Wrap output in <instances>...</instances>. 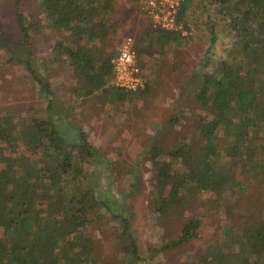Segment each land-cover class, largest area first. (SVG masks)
<instances>
[{"label":"trees","instance_id":"obj_1","mask_svg":"<svg viewBox=\"0 0 264 264\" xmlns=\"http://www.w3.org/2000/svg\"><path fill=\"white\" fill-rule=\"evenodd\" d=\"M199 1L203 11L224 16L234 39L214 69L204 71L203 63L180 93L179 107L186 106L194 115L190 130L173 141L162 139L169 126L185 120L181 111L151 138L145 156L152 170L149 208L158 219L190 209L199 193L221 195L230 184L240 188L236 169L264 185V0ZM193 2L183 0L178 10L180 30L153 29L146 19L136 30L134 47L144 79V88L137 91L114 84L110 61L122 28L116 0H38L42 18L33 28L16 12L19 50L31 57L25 66L46 99L47 114L33 118L12 104L0 114V264H106L89 233L90 226L106 217L120 222L116 243L124 250L126 264L144 263L133 220L114 211L113 196L94 184L92 167L103 153L91 145L83 129L71 135V128L62 126L57 98L32 68V34L37 35L42 25L46 28L54 58L71 67L77 99L101 94L110 104L151 101L154 80L145 74L148 64L140 56L152 57L158 47L178 50L188 41ZM2 28L0 21V49L16 52ZM229 162L233 164L227 166ZM129 179L137 178L133 174ZM202 224L198 216L185 220L177 238L160 250L197 239ZM238 231L227 233L233 237L228 246L206 248L194 264H262L264 220H253Z\"/></svg>","mask_w":264,"mask_h":264},{"label":"rangeland","instance_id":"obj_2","mask_svg":"<svg viewBox=\"0 0 264 264\" xmlns=\"http://www.w3.org/2000/svg\"><path fill=\"white\" fill-rule=\"evenodd\" d=\"M116 2L122 13V28L116 37L117 50L124 38L135 37L145 18L134 0ZM16 12L26 17L30 28L42 18L38 0H0L2 36L16 50L9 53L0 49V114L4 106L12 104L20 106L21 113L33 118L45 117L46 99L25 66V61L30 63L28 58L31 57L19 50L22 40ZM214 13L203 11L200 1L194 0L187 18L191 28L188 41L178 50L158 47L152 57L140 56L141 62L148 64L145 74L154 80L151 101L138 98L132 103L110 104L101 94L77 99L74 89L78 86L70 74L71 67L64 59L54 58L46 28L42 25L37 35L32 34V68L57 98L58 121L62 119V126L66 130L71 128L68 129L71 135L77 128L83 129L91 145L103 153L92 167L96 175L94 184L98 183L103 193L113 196L114 211L133 220L132 228L144 258L143 264L197 263V256L203 255L206 248L217 243L228 246L233 238L231 235L253 220H264V185L259 178L242 173L244 169H236L234 174V178L242 182L240 188L230 184L221 195L199 193L190 209L171 212L158 219L149 208L152 170L145 156L151 138L167 119L181 111L185 120L180 126H169L162 139L173 141L172 137L190 130L189 121L194 115L188 113L191 109L186 106L179 107L180 93L203 63L207 65L204 71H212L215 63L228 53L234 39V32L224 23V16ZM182 34L185 36L187 32ZM232 164L229 162L227 166ZM133 174L136 180L129 179ZM197 216L203 222L197 239L175 249L160 250L177 238L182 222ZM106 218L89 228L100 259L106 264H126L124 250L116 243L120 222ZM228 232L231 233L229 238Z\"/></svg>","mask_w":264,"mask_h":264},{"label":"built area","instance_id":"obj_3","mask_svg":"<svg viewBox=\"0 0 264 264\" xmlns=\"http://www.w3.org/2000/svg\"><path fill=\"white\" fill-rule=\"evenodd\" d=\"M183 0H137L138 11L151 23L153 29L177 31L181 25L176 16ZM111 59L114 84L120 88L137 91L144 88V79L138 64L134 38L126 37Z\"/></svg>","mask_w":264,"mask_h":264}]
</instances>
